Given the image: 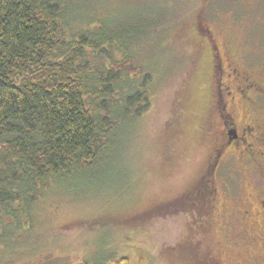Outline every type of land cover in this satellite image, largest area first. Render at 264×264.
<instances>
[{
    "label": "rangeland",
    "instance_id": "obj_1",
    "mask_svg": "<svg viewBox=\"0 0 264 264\" xmlns=\"http://www.w3.org/2000/svg\"><path fill=\"white\" fill-rule=\"evenodd\" d=\"M72 15L75 28L137 30L128 53L151 73L150 106L125 129L113 172L51 187L18 234L26 240L0 242L8 250L0 264H78L107 255H125L134 264H208L205 253L223 248L221 228L228 227L216 211L236 206L227 217L240 230L237 208L254 210L264 197L258 193H264L262 178L246 162L230 159L213 177L215 210L201 218L194 212L204 197L193 190L213 142L212 43L264 88V0H85ZM241 110L238 105L239 121ZM243 249L231 245L230 256L239 260Z\"/></svg>",
    "mask_w": 264,
    "mask_h": 264
},
{
    "label": "trees",
    "instance_id": "obj_2",
    "mask_svg": "<svg viewBox=\"0 0 264 264\" xmlns=\"http://www.w3.org/2000/svg\"><path fill=\"white\" fill-rule=\"evenodd\" d=\"M84 1L0 0V242L26 240L18 234L51 187L113 172L125 129L150 106L151 73L128 53L137 30L75 28Z\"/></svg>",
    "mask_w": 264,
    "mask_h": 264
},
{
    "label": "flooded vegetation",
    "instance_id": "obj_3",
    "mask_svg": "<svg viewBox=\"0 0 264 264\" xmlns=\"http://www.w3.org/2000/svg\"><path fill=\"white\" fill-rule=\"evenodd\" d=\"M198 25L202 26L201 20H198ZM207 31L209 32L208 29ZM206 39L210 42L209 35ZM212 46L214 50L212 49L210 63L211 72H213L214 93L210 104V109H212L210 115L212 118L214 117V120L209 121V133L213 136V142L207 168L198 178L200 179L199 185L193 190L195 194H201L204 197V200L195 206L194 211L200 218L208 215V208L212 207V210H215L217 187L213 177L221 166L229 163L230 159L246 162L250 170L262 178L257 177L260 182L258 185L264 186V123L261 120V114H264V88L258 80L252 77L251 73L249 74L236 66L229 54L223 56L214 48L213 43ZM255 96H260V100L258 101ZM238 105L242 109L240 111L241 121L237 119ZM260 166L262 167L261 171ZM258 193L260 196L264 195L262 191ZM242 198L240 196L239 200ZM246 199L251 203L249 197ZM235 208L236 206L230 205L226 208L223 207L220 212L216 211V215L219 217L227 218L226 225L228 227H220L224 230L223 234L226 240L224 239L223 248L220 247L213 256L205 253L207 263L264 264V197L258 198L256 206L253 207L254 210H251V207L237 208L236 211L244 221V226L240 227V230H236L228 218H233L228 211L232 213ZM259 217L263 219V230L259 228L255 233L254 225H257ZM238 244H241V247H245V249L237 255L239 260H236L234 255L230 256L229 247L231 245L237 247ZM197 255L200 256V253Z\"/></svg>",
    "mask_w": 264,
    "mask_h": 264
}]
</instances>
